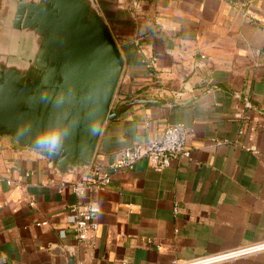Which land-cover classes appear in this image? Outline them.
<instances>
[{"label":"crops","instance_id":"0c3cea01","mask_svg":"<svg viewBox=\"0 0 264 264\" xmlns=\"http://www.w3.org/2000/svg\"><path fill=\"white\" fill-rule=\"evenodd\" d=\"M19 1L0 0V57L22 50L12 28ZM92 1L125 58L113 109L165 102L107 122L91 166L107 168L178 123L190 155L161 172L142 159L115 173L91 193L99 229L82 243L69 221L80 199L59 185L91 166L61 174L39 151L0 138L1 178L20 182L0 180V264H68L66 252L76 264L196 262L264 242V0ZM144 54L158 58L153 70ZM210 264H264V251Z\"/></svg>","mask_w":264,"mask_h":264},{"label":"water","instance_id":"95a60500","mask_svg":"<svg viewBox=\"0 0 264 264\" xmlns=\"http://www.w3.org/2000/svg\"><path fill=\"white\" fill-rule=\"evenodd\" d=\"M12 28L23 41L20 54L0 57V138L39 151L61 174L91 166L107 122L165 102L137 98L112 108L125 58L92 0H20Z\"/></svg>","mask_w":264,"mask_h":264},{"label":"built area","instance_id":"2783aa9c","mask_svg":"<svg viewBox=\"0 0 264 264\" xmlns=\"http://www.w3.org/2000/svg\"><path fill=\"white\" fill-rule=\"evenodd\" d=\"M138 12L135 11V14H138ZM157 61V57L144 54L143 63L148 70H153ZM189 155L186 125L178 123L167 127L160 141H152L126 148L121 153L120 158L107 168L98 165L91 166L84 179L61 182L59 185L60 189H69L80 199V202L70 209L69 216L76 239L84 243L90 242L96 237L99 229L97 215L100 212V207L90 196L92 192L109 187L115 173L132 169L142 159H147L151 168L161 172L171 167L174 161L180 158H187ZM0 180L10 186L20 185V182L1 178V175ZM38 225H47V223ZM263 251L264 242H259L208 260L196 262L174 261L171 264H210L212 262L256 255Z\"/></svg>","mask_w":264,"mask_h":264},{"label":"rangeland","instance_id":"374dc122","mask_svg":"<svg viewBox=\"0 0 264 264\" xmlns=\"http://www.w3.org/2000/svg\"><path fill=\"white\" fill-rule=\"evenodd\" d=\"M118 95V96H117ZM120 95L119 94H117V92H116V95H115V99H114V102H113V106H112V108L115 106V104H116V102H117V99H119L118 97H119Z\"/></svg>","mask_w":264,"mask_h":264}]
</instances>
